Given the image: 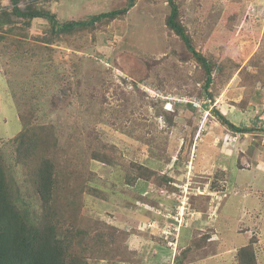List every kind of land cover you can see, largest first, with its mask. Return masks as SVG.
<instances>
[{
    "label": "rangeland",
    "instance_id": "obj_1",
    "mask_svg": "<svg viewBox=\"0 0 264 264\" xmlns=\"http://www.w3.org/2000/svg\"><path fill=\"white\" fill-rule=\"evenodd\" d=\"M29 1L19 0V5L23 7ZM38 1V6L56 13L62 23L123 9L129 3ZM175 1L193 44L212 61L214 82L209 89L216 96L214 100L207 99L203 90V68L165 24L170 12L167 0H136L124 16L97 22L93 28L77 30L70 37L55 38L45 47L36 39L49 34L50 23L36 19L28 29L25 49L12 46L0 51V139L7 140L3 148L12 166L9 173L20 186L22 207H29L32 217L41 213L28 167L14 160L15 145L11 141L22 128L21 115L33 113L40 121L58 127L56 133L65 149V156L58 162L65 166L67 177L77 181L86 178L82 192L66 190L68 194L60 197L56 216L66 227H72L68 214L72 220L78 218L77 207L81 205L84 227L92 232L117 225L118 241L110 239L114 253L125 244L124 231L131 232L128 246L133 251L129 252L133 264H152L149 261L153 258L154 264H178L175 257L192 235L210 233L212 224L216 240L212 247L219 251L217 254L235 250L250 238L252 230L259 235L264 232V211L258 214L257 204L253 210L245 207L240 211L247 182L243 176L250 173L256 160L263 161L264 133L253 136L232 132L215 112L239 126L264 128V85L252 84L247 75L238 73L257 54L264 61V0ZM0 7L11 8V0H0ZM222 64H230V68H221ZM232 69L233 75L225 78L228 83L215 80ZM201 98L208 104L198 105L203 102ZM191 101H197L196 106ZM245 102L246 113L241 110ZM95 152L110 153L112 163L95 160ZM181 152L188 156L187 161L179 160ZM133 162L174 177L177 189L143 180L128 184L125 174H138ZM239 167L244 172L237 174ZM227 171L241 179L236 193L221 177L223 172L227 178ZM215 179L225 185L224 191L211 190ZM91 187L98 193L91 192ZM75 196L80 200L68 206L66 200ZM78 222L82 223L80 219ZM157 244L159 256L152 254L156 248L149 249ZM203 252L196 254L198 258ZM193 253L189 264L215 261L197 258L193 262ZM88 256L87 264H112Z\"/></svg>",
    "mask_w": 264,
    "mask_h": 264
},
{
    "label": "trees",
    "instance_id": "obj_2",
    "mask_svg": "<svg viewBox=\"0 0 264 264\" xmlns=\"http://www.w3.org/2000/svg\"><path fill=\"white\" fill-rule=\"evenodd\" d=\"M135 1L129 0L128 6L123 9L109 10L100 14H92L88 19L62 23L58 20L56 13L38 6V0H30L23 7L19 5V0H11V8L0 7V51H7L12 46H16L17 50L25 49L24 45L27 42L24 43V41L29 37L28 29L36 19H46L50 23L49 34L39 35L36 39L41 41V45L45 47L53 43L55 38L60 40L62 36L63 38L64 36L70 37L77 30L93 28L97 22L112 21L124 16L129 11V7L135 5ZM167 2L170 6V12L165 18V24L180 37L191 56L203 68L206 79L205 90L207 94H211L209 88L214 82L212 61L207 59L210 57H206L196 48V44H193L192 35L187 32V28L181 20V11L176 1L167 0ZM4 41V45L1 46ZM258 55L255 59L250 60L247 66L242 67L238 73L247 75L252 84L261 83L264 85V61L263 56ZM232 62L238 65L236 61L232 60ZM224 66L230 68V64H222L221 68ZM252 66H254V70L249 69ZM234 70L224 71L221 77L215 80L220 79L222 83H228L229 79L225 78L228 74L232 76ZM62 93H66V91L63 89ZM246 104L247 102L243 104V109H241L245 113L248 107ZM215 112L232 132L253 136L258 135V132L264 133V128L258 129L255 125L246 124L239 126L233 124L223 113ZM21 118V130L11 137L12 139L10 138L15 145L14 160L20 165L26 163L32 188L40 200L41 213L36 217H32L29 213V207H22L20 186H17L13 175L10 174L12 173V166L3 148L7 140L2 137L0 139V264H87L86 256L88 255L101 260L106 259L112 264H133V260L129 256V252L133 251L128 246L129 239L132 237L131 232L124 231L126 234L125 244L121 248L119 246L114 253L110 247V239H113L112 242L118 241L116 234L119 235L120 233H118L119 228L117 225L111 224L113 226L110 227L112 230L98 228L92 232L90 228L84 227L86 218L84 216L80 217L81 205L77 207L78 218L72 220L68 214V220H71L70 225L72 227H66L64 220L56 216L59 215L57 209L60 197L68 194L66 190L71 191V193L82 192L81 187L86 183V178L78 181L77 179L70 180L67 177L68 173L65 171V166L58 162L60 157L65 156V149L61 146V137L56 133L58 127L53 122L40 121L33 113H28V115L23 113ZM171 122L173 124V121ZM193 139L192 137L188 140L190 145ZM3 141L5 142L3 143ZM104 148L108 149L106 146ZM108 157L111 156L107 152L93 153L95 160L111 164L112 161ZM179 160L187 161L188 156L183 155L181 152ZM132 164L138 174L136 176L133 172L126 173L128 184L136 185L138 180H143L157 186L163 187L166 185L170 189H177L174 185L176 179L167 173L156 171L144 163L133 162ZM156 173L159 176L157 178H155ZM227 174V178H224V173H221L223 181L229 179L230 172L227 171ZM211 190L224 191L225 185H220L215 179L211 183ZM90 191L98 193L95 187H91ZM77 198L75 196L73 199H67L66 203L70 202L68 206H71ZM79 219L83 225L78 222ZM207 238V233L198 236L191 242L190 247L182 250L183 253L190 251L192 248L191 251H195L197 248L202 247L207 242ZM258 242L259 237L257 234L252 235L248 240L245 239L235 251L233 263L260 264L258 253L262 245H259ZM96 245L99 250L96 249ZM112 255H116L114 259ZM125 255L130 259H126L127 256L124 258ZM148 256L149 253L145 251L147 260ZM176 260L179 263L181 257L176 258ZM154 261L155 258L149 262ZM181 262L184 263L183 260Z\"/></svg>",
    "mask_w": 264,
    "mask_h": 264
},
{
    "label": "crops",
    "instance_id": "obj_3",
    "mask_svg": "<svg viewBox=\"0 0 264 264\" xmlns=\"http://www.w3.org/2000/svg\"><path fill=\"white\" fill-rule=\"evenodd\" d=\"M263 161H264V156H263ZM262 162H260L259 160H256L255 163H254V167L251 169L250 173H247L245 172V175L243 176V179L244 180H247L246 184L244 185V188L242 190L243 194H242V204H241V213L244 212V209L245 207H252L251 210H253V207L257 204L258 205V214L262 213L264 211V167H262ZM240 169L235 172V173H242L243 169L241 167H239ZM233 169V168H230V170ZM244 172V171H243ZM237 180V182H235ZM240 180H238V177H235L233 176V173L230 174L229 176V183H228V187L230 189H232L235 193H236V190L238 188V185L240 183ZM230 182H231V185H230ZM214 192H219V191H216V190H213ZM240 191V190H238ZM260 195V196H259ZM250 203V205L246 206V205H243L244 203ZM263 206V207H262ZM259 208H261V210H259ZM199 210V209H198ZM211 231L210 233L208 232H203L199 235H192V239L190 240V242L188 241V243L186 244L185 247H183L178 256H176V258L178 257H181V261L183 260L184 263H182L181 261H179L178 264H189L190 261L188 260L191 256V253L192 254V258H191V261L193 260L196 261L195 259L198 258V254L200 251H205L203 252V254L198 258L199 259H202V258H210L209 260L213 261L215 260L212 264H234L233 263V260H234V257H235V251L237 250V248L235 250H228V252L224 251V253H220V254H217L219 251L215 250L212 246L214 243L212 242H215L216 240L213 239V235H215V231H214V228H215V225L212 224L211 225ZM253 231V234L252 235H255L257 234V236L259 237V242L258 244L259 245H264V232H262L263 235H259L258 232L256 230H252ZM184 232V231H183ZM211 232L214 234H211ZM204 233H207L208 235V238H207V242L200 248H197L195 251H191L192 249H190V251L188 252H185L183 253L182 250L188 248L191 246V242L197 238L198 236L200 237L201 235H203ZM251 235V236H252ZM196 236V237H195ZM250 236V237H251ZM249 238L246 237V240H248ZM262 239V241L260 240ZM218 240V239H217ZM215 245V244H214ZM156 248L154 251L152 249V254L153 255H156V256H159L160 255V252H159V245H155V246H151L149 247V249L151 248ZM212 247V248H211ZM211 248V249H210ZM264 254V250H263V247L259 250V253H258V260H259V263H261V258ZM156 262V258H155V261L152 262V264H154ZM264 264V263H263Z\"/></svg>",
    "mask_w": 264,
    "mask_h": 264
},
{
    "label": "clouds",
    "instance_id": "obj_4",
    "mask_svg": "<svg viewBox=\"0 0 264 264\" xmlns=\"http://www.w3.org/2000/svg\"><path fill=\"white\" fill-rule=\"evenodd\" d=\"M203 89V88H202ZM204 91H205V93H206V90H205V85H204V89H203ZM209 91H210V89H209ZM211 93V92H210ZM207 94V93H206ZM158 96H160V95H158ZM211 96H212V98H211ZM215 95L214 94H207V99L208 98H210V99H212V100H214L215 99ZM200 100V99H199ZM201 100L203 101L202 103H197V101L196 102H194V101H191V102H193L194 103V106H196V103L199 105V104H208V102H206L205 100V98H201ZM170 105H171V103H170ZM201 106V105H200ZM191 108H194L192 105H191ZM167 109H169V110H172V108L171 107H169V108H167ZM176 258V257H175Z\"/></svg>",
    "mask_w": 264,
    "mask_h": 264
}]
</instances>
